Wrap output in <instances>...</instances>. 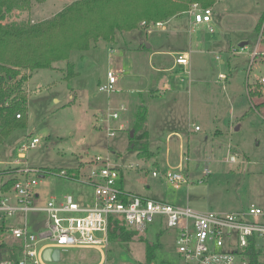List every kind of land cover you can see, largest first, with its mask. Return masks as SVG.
<instances>
[{"label":"rangeland","instance_id":"374dc122","mask_svg":"<svg viewBox=\"0 0 264 264\" xmlns=\"http://www.w3.org/2000/svg\"><path fill=\"white\" fill-rule=\"evenodd\" d=\"M75 1L33 2L29 12H13L6 22H42ZM211 11V21L215 19L212 32L193 28L188 35L194 42L190 47L183 44L190 51L192 79L195 74H205V79L188 81L181 76V81H168L169 93H157L163 89L160 77L165 74L158 71L159 56L148 59L142 47L147 41L151 53L168 45L167 36L173 29L168 21L163 30L140 23L130 32H116L111 42L98 41L91 43L88 51L72 52L68 61L54 64L53 69L32 72L25 91L26 128L12 133L0 146V186L12 177L11 163L18 160L40 172H77V180L53 174L35 177L39 203L63 196L87 202L93 199V190L87 185L88 176L96 169L92 161L109 157L114 165L123 167V188L140 197L155 196L161 202L200 212L233 213L250 205L264 208V0H216ZM179 19L188 21L187 15ZM214 39L223 45L219 50L210 49L217 43ZM175 44L180 45L181 40ZM165 59L167 64L173 62V57ZM67 62L73 65L71 71ZM109 71L117 72L115 92L101 93L98 87L106 83ZM211 71L215 75L210 79ZM220 73L226 80H219ZM176 88L180 93L173 103L171 91ZM121 105L126 111L119 119L106 122L107 113ZM140 106L149 111L148 148L156 154L155 159L139 158L127 148V135ZM107 123L116 132L112 138L107 137ZM121 124L124 132H118ZM195 126L200 131L196 132ZM173 132L177 134L169 135ZM32 139H38L36 147L19 159L21 146ZM171 171H180L187 183L174 189L164 176ZM16 224L17 218L0 215V228ZM5 229L0 231V245L13 247L14 240ZM156 232L160 233L158 239ZM146 238L149 243L158 240L161 244L149 264H184L172 230L155 221ZM135 242L109 241L105 264L142 262L143 247ZM87 253L94 263L98 261L96 252ZM66 255L62 252L61 263ZM0 260H5L1 254ZM259 264H264L263 255Z\"/></svg>","mask_w":264,"mask_h":264},{"label":"built area","instance_id":"2783aa9c","mask_svg":"<svg viewBox=\"0 0 264 264\" xmlns=\"http://www.w3.org/2000/svg\"><path fill=\"white\" fill-rule=\"evenodd\" d=\"M186 13L193 25H209L211 21V8L203 9L194 4ZM141 25L147 27L144 22ZM163 25L164 22H157L150 27L162 29ZM208 30L212 32L209 26ZM175 63L187 66L188 56L178 55ZM116 75L117 72L109 71L106 83L99 85L98 91L115 92ZM261 82L264 84V77ZM125 111L123 105L109 111L106 122L117 121L120 113ZM106 125L107 137H114L115 130L110 129L108 123ZM123 130L124 126L119 125L118 132ZM194 130L199 128L194 127ZM37 143L38 139L26 141L20 148L19 159ZM230 160L234 161V158ZM92 163L96 169L87 178V185L93 190L91 202H77L70 196H63L52 197L45 204L39 203L35 177L42 178L51 173L20 165L18 160L11 163L15 181L9 191H0V215L17 218V224L6 229L8 236L19 245L17 264H47L42 260L46 249L62 253L72 248L105 247L110 219L136 233H142L155 221L175 231L176 250L184 264H247L250 248L264 256V208L250 205L233 213L200 212L154 201L123 191L118 186L123 167L114 165L109 157H95ZM178 172L164 175L174 189L187 183ZM53 175L78 179L63 170ZM98 234L102 237L98 238Z\"/></svg>","mask_w":264,"mask_h":264},{"label":"trees","instance_id":"16d2710c","mask_svg":"<svg viewBox=\"0 0 264 264\" xmlns=\"http://www.w3.org/2000/svg\"><path fill=\"white\" fill-rule=\"evenodd\" d=\"M33 2L42 3L44 0H0V146L12 133L26 128L25 91L32 72L53 69L54 64L68 61L72 52L88 51L91 43L111 42L116 32H130L142 22L146 26L166 22L186 13L192 4H200L203 9L211 8L216 0H78L42 22H6L13 12H29ZM261 19L256 30L261 26ZM67 68L71 71L73 65L67 62ZM248 94L252 96L250 90ZM146 114L144 107L137 109L132 137L130 132L127 135L128 150L136 152L139 158L150 156L144 127ZM59 171L44 170L51 174ZM72 174L76 179L77 172ZM14 181L12 177L8 179L0 186V191H9ZM137 234L119 225L118 221L109 220V240L130 242ZM155 249V244L146 245V264L154 259ZM247 256V264H259L260 255L253 248L248 250Z\"/></svg>","mask_w":264,"mask_h":264},{"label":"crops","instance_id":"0c3cea01","mask_svg":"<svg viewBox=\"0 0 264 264\" xmlns=\"http://www.w3.org/2000/svg\"><path fill=\"white\" fill-rule=\"evenodd\" d=\"M182 15H187L188 21L185 20V22L181 23L179 17H181ZM214 20L210 21L209 25H207V24L193 25L191 23V19H190L189 15L187 13L179 14V15L171 18L170 20H168V22H171L172 27H173L172 32H171V36L169 34H168L169 36H167V42H168L167 44L168 45H162L159 48L155 49V51L150 53V51L152 50V46L147 41L144 43V46H145L144 50L145 51L147 50V52H148L147 53L148 59H152L155 56H159V69H158V71H159V73L165 74L163 78L160 77L161 81L163 80L164 83L161 85V87L163 89L161 91H157V93L159 95H162V94H164L166 92L169 93L170 90H169V82L168 81H171V80L172 81H176V80H179V79L181 81L182 80L181 76L188 77V81H198L199 79H201V80L205 79V78H203V77H205V74H198V75L195 74V78L192 79L191 70H193V67H190V51H187L184 47L185 46L190 47L192 45V43L194 42L192 40L191 36L188 35L190 32L191 33L193 32V28L200 29V31L207 30L208 32H210L208 30V26L211 27V24H212V22ZM163 27H164V25H163ZM163 27H162V29L158 28L156 30H163ZM163 32H166V31H163ZM203 39L204 40L206 39L205 36H203ZM177 40H181V44L180 45L175 44ZM185 40L187 41V43H185ZM214 40L217 41V43L214 42L215 44H213V46L210 49H214L215 50V48H216V50H219V47L222 48L223 45L221 44V41L217 40V39H214ZM209 41L213 42V40H209ZM169 42L172 43L173 45L170 44ZM146 45H149V47L147 48ZM156 50H158V51H156ZM180 54H186L188 56L189 64L187 66L178 65V64L175 63V59ZM166 56L173 57V62L171 64L170 63L169 64L166 63V59H165ZM196 68L197 69H201V67H196ZM196 68H195V71L197 70ZM214 75H215V72L211 71L210 72V79L213 78ZM220 75L223 76V78H220ZM219 80L220 81L226 80V77L224 76V74H221V73L219 74ZM171 92H174V96H173V101L174 102L173 103H175V100H176L178 94L180 93V91L176 88V89H174ZM151 95H153L152 92H151ZM146 113H147L146 114V122H145L144 127H145V130L148 133V141H149V132H148V129H147L148 128V123H149V120H148L149 111L147 109H146ZM189 119L190 118L187 119V121H188L187 127L188 128L191 126L189 124L190 123ZM134 121H135V117H134ZM133 125H134V122H133ZM195 127H198V126H195ZM124 131H125V128L121 132H124ZM174 131H176V130H174ZM198 131H200V128H199ZM172 134L176 135L177 132H173V133H171L169 135H172ZM148 146L150 147V143L149 142H148ZM150 149H151V147H150ZM148 151H149V148H148ZM149 153H150L149 154L150 155L149 158H153V159L156 158V154L154 153V151L150 150ZM149 158H147V159H149ZM118 186L123 191L127 192L123 188L122 173H121V176H120V180L118 182ZM127 193H130V192H127ZM130 194H134V193H130ZM144 197L148 198V199H151V200H154V201L161 202V199H159L157 197L154 198L155 196L149 198V197L144 195ZM87 202H91V200L87 201ZM149 226L142 233H138L137 234L138 236H136V237H138V239H140V240H135V237H134L130 241V242H135V241L138 242L139 241L138 243L141 244L142 247H143L144 257H143V261L142 262H138L139 264H146L145 262H146V245L147 244H149L150 246L155 244L156 245V249L158 247H161V244L159 243L158 240H157V243H152V242L149 243L150 240H148L146 238V234L148 232ZM3 229H5V228H3ZM5 231H6V229H5ZM173 233H174V240H175L176 232L173 231ZM159 234L160 233H157V232L155 233V236H156L157 239L159 238ZM97 237L101 238L102 235L98 234ZM12 241H13V239H12ZM109 241H112V240H109L107 238V243ZM116 241L118 243L120 242L119 240H116ZM13 243L15 244L13 247H4V245H0V254L5 259L3 261L0 260V263L16 264L19 261V259H20L19 245L15 241H13ZM106 249H107V244H106L105 247L97 246V247H90V248H72V249H69V250L65 251V253L67 255H66V258L64 260V263H61V254L62 253H60V261H59L60 263L59 262L58 263L50 262V263H47V264H105V262H106V254H105ZM72 251H77V252H76V254L72 253V254H74V255H72V254H70ZM88 251L96 252L99 255V259H98V261L96 263L93 262L94 259L91 258L89 253H87Z\"/></svg>","mask_w":264,"mask_h":264},{"label":"water","instance_id":"95a60500","mask_svg":"<svg viewBox=\"0 0 264 264\" xmlns=\"http://www.w3.org/2000/svg\"><path fill=\"white\" fill-rule=\"evenodd\" d=\"M146 47L148 48L149 45H146ZM239 47H244V44H241ZM130 137H132V132L130 133ZM42 259L47 263H58L60 261V251L55 249H46L42 254Z\"/></svg>","mask_w":264,"mask_h":264}]
</instances>
